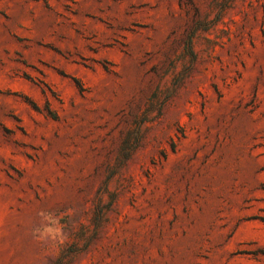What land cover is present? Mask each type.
Wrapping results in <instances>:
<instances>
[{
  "label": "rangeland",
  "instance_id": "374dc122",
  "mask_svg": "<svg viewBox=\"0 0 264 264\" xmlns=\"http://www.w3.org/2000/svg\"><path fill=\"white\" fill-rule=\"evenodd\" d=\"M0 264H264V0H0Z\"/></svg>",
  "mask_w": 264,
  "mask_h": 264
}]
</instances>
